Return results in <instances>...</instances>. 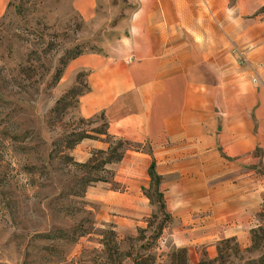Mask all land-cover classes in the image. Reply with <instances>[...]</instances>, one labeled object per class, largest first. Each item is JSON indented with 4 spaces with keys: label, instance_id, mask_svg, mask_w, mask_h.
I'll return each instance as SVG.
<instances>
[{
    "label": "crops",
    "instance_id": "1",
    "mask_svg": "<svg viewBox=\"0 0 264 264\" xmlns=\"http://www.w3.org/2000/svg\"><path fill=\"white\" fill-rule=\"evenodd\" d=\"M98 1L73 6L88 20ZM9 2L0 0V17ZM263 7L264 0H138L117 50L68 65L87 72L79 115L103 113L111 136L148 147L122 159L147 173L156 161L175 249L191 261L214 259L224 239L249 247L263 224Z\"/></svg>",
    "mask_w": 264,
    "mask_h": 264
},
{
    "label": "rangeland",
    "instance_id": "2",
    "mask_svg": "<svg viewBox=\"0 0 264 264\" xmlns=\"http://www.w3.org/2000/svg\"><path fill=\"white\" fill-rule=\"evenodd\" d=\"M137 4L99 0L86 20L73 0H10L0 17V264H177L165 199L139 162L107 163L105 116L78 113L87 72L68 71L117 50Z\"/></svg>",
    "mask_w": 264,
    "mask_h": 264
},
{
    "label": "trees",
    "instance_id": "3",
    "mask_svg": "<svg viewBox=\"0 0 264 264\" xmlns=\"http://www.w3.org/2000/svg\"><path fill=\"white\" fill-rule=\"evenodd\" d=\"M260 13H264V7L260 9ZM82 54H85V53L84 52H76L72 56V59H74V58H76ZM59 70L60 71H58L57 76H56L57 78L59 77V74H60L62 69H59ZM101 116L104 118L103 113H101ZM104 125L106 126V130L104 132H101V133H99V131H97L98 134L107 135V136L115 139L114 146L109 147L108 151H110V153L108 155H110V156L107 160V163L118 162V161L122 160V158L124 156V152L127 149H134V150H141L142 149L141 145H136V144L129 142L127 140H123V139L111 136L107 131V126H108L107 121L104 123ZM77 137L78 138L73 143H71L69 145L70 148L73 147L75 144L79 143L80 140H82L86 137H91V136L88 135L87 133H82V134L77 135ZM94 139H96V138H94ZM148 174L150 176L152 186H155L156 189L158 187V193H159L158 197H159V200L161 202V207L163 209V208H165L164 195L161 191H159L160 184L162 181V177L156 171V161L155 160H153L151 162V164L148 168ZM260 214L262 217H264V205H263L262 212ZM168 217H170V215H168ZM162 229H163V227L160 226V231H162ZM251 239H252V245L245 248V249H241L239 244L234 239H224V240L220 241V243L218 244V255L214 259H206L204 261L202 260L198 264H217V263L224 264L226 261L229 260L232 253L234 255H237L238 253H244V252L248 253V254H253V252L259 250L258 248H260L264 244V224L258 226L257 228L252 229ZM232 242H234L233 245H232ZM171 257H172V259L176 258L177 264H188L187 251L185 248L178 249L177 251H173ZM137 264H139V263H137ZM241 264H264V251L259 253L255 257L248 256L247 258H243V262Z\"/></svg>",
    "mask_w": 264,
    "mask_h": 264
}]
</instances>
